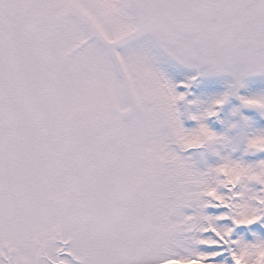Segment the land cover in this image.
I'll list each match as a JSON object with an SVG mask.
<instances>
[{"label": "snow or ice", "instance_id": "snow-or-ice-1", "mask_svg": "<svg viewBox=\"0 0 264 264\" xmlns=\"http://www.w3.org/2000/svg\"><path fill=\"white\" fill-rule=\"evenodd\" d=\"M0 264H264V0H0Z\"/></svg>", "mask_w": 264, "mask_h": 264}]
</instances>
